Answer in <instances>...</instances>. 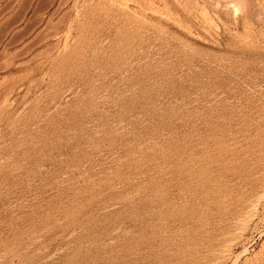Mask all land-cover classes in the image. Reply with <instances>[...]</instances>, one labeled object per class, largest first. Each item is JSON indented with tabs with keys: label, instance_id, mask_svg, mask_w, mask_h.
<instances>
[{
	"label": "rangeland",
	"instance_id": "obj_1",
	"mask_svg": "<svg viewBox=\"0 0 264 264\" xmlns=\"http://www.w3.org/2000/svg\"><path fill=\"white\" fill-rule=\"evenodd\" d=\"M0 254L264 264V0H0Z\"/></svg>",
	"mask_w": 264,
	"mask_h": 264
},
{
	"label": "bare ground",
	"instance_id": "obj_2",
	"mask_svg": "<svg viewBox=\"0 0 264 264\" xmlns=\"http://www.w3.org/2000/svg\"><path fill=\"white\" fill-rule=\"evenodd\" d=\"M244 2V1H243ZM242 3V2H241ZM237 9V8H236ZM77 14V13H76ZM65 37V36H64ZM2 255L0 254V259H1Z\"/></svg>",
	"mask_w": 264,
	"mask_h": 264
}]
</instances>
